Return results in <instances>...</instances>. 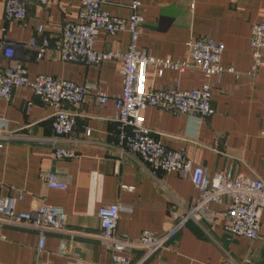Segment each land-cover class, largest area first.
<instances>
[{
    "label": "crops",
    "instance_id": "1",
    "mask_svg": "<svg viewBox=\"0 0 264 264\" xmlns=\"http://www.w3.org/2000/svg\"><path fill=\"white\" fill-rule=\"evenodd\" d=\"M130 2L105 0L103 9L125 18L130 14ZM80 7L81 0H50L46 5L29 0L26 18L17 21L5 19L0 0V65L7 64L1 43L5 39L17 45V56L31 78L46 74L97 86L82 103L63 105L75 115L76 126L58 141L52 128L53 109L30 88L16 89L9 101L0 99V128L6 136L0 149V198L24 192V200L18 204L22 211L42 202L60 206L67 214V229L78 232L47 233L40 252L37 231L0 224L6 237L0 243V264H111L110 252L97 238L101 231L97 211L102 205L122 206L117 230L137 238L143 230L157 234L169 230L174 216L183 220L199 196L189 180L154 171L136 155L118 148L120 127L113 98L123 88L121 62L85 65L60 60L59 27L78 21ZM142 15L139 46L150 55L184 60L187 42L207 35L225 47L222 66L235 70L226 72L214 89L211 116L149 107L142 112L145 126L167 148L183 152L195 165L212 173L232 168L235 177L256 176L264 181V138L260 135L264 130V68L250 73L252 25L264 21V0H143ZM39 26L44 27L41 33ZM45 37L50 46L38 59L36 49L28 43L33 38L40 43ZM129 40L127 32L102 31L96 49L126 51ZM176 81L181 89H193L201 86L204 76L192 68L166 70L158 76L156 69L149 67L145 89L168 88ZM100 91L109 97L105 104L98 102ZM59 147L75 150L76 157L56 159L54 151ZM47 169L64 178L69 188L44 186L40 175ZM228 205V198L214 205L219 214L214 224L186 220L167 248L144 264H220L225 257L238 264H264V212L259 239L229 240L223 216ZM142 254L134 252L132 263Z\"/></svg>",
    "mask_w": 264,
    "mask_h": 264
},
{
    "label": "built area",
    "instance_id": "2",
    "mask_svg": "<svg viewBox=\"0 0 264 264\" xmlns=\"http://www.w3.org/2000/svg\"><path fill=\"white\" fill-rule=\"evenodd\" d=\"M46 5L50 0H33ZM142 1L131 0L130 14L125 18L113 16L103 9L105 0H81L78 21L64 22L60 27V39L57 46L60 60L85 65L100 64L107 60H116L122 64L123 88L114 96L116 121L119 123L118 148L136 155L154 171L174 173L189 180L198 190L199 196L185 212L183 220L174 216V225L163 234L143 230L139 237L132 238L118 232V220L124 210L119 204L102 205L97 215L101 231L97 235L102 245L111 254V264H133L132 254L142 251V257L135 264H144L151 257L167 248V244L181 230L186 220L206 221L214 224L218 213L214 205L223 199H229L224 212L225 232L229 240L260 238L261 216L264 212V181L256 176H233L230 168L227 172L212 173L208 168L195 165L183 152L167 148L157 139L152 130L144 124L142 112L149 107L180 115L197 113L203 117L214 113L212 94L222 83L226 72H235L234 68L222 66L224 45L210 36L204 35L187 42V56L184 60L156 58L147 50L140 48L139 39L143 29ZM29 0H3L6 20L23 21L28 14ZM193 6V5H192ZM5 31V28L3 29ZM44 30L39 26L38 32ZM102 31L108 34L127 32L130 36L126 51L96 49L98 37ZM2 55L6 65H0V99L9 101L18 88H30L47 106L53 109L52 128L54 140L66 138L75 129L76 117L66 111L64 104L78 105L97 86L78 85L72 81L52 75L39 74L31 78L28 69L17 56V45L5 39L1 41ZM28 46L35 48L37 58L44 56L50 46V40L43 38L38 43L30 40ZM252 63L250 73L264 68V21L254 23L251 32ZM149 67L156 69L162 76L166 70L182 72L186 69H198L204 76V82L198 88L181 89L179 82L168 88L147 91L145 77ZM98 102L105 104L108 95L98 92ZM31 105V102H29ZM1 120V118H0ZM90 134V131H87ZM264 138V130L260 132ZM6 139L0 128V149ZM58 160L76 157V152L68 148H55ZM40 179L47 188L67 190L68 182L52 170H43ZM128 189L132 190L131 187ZM24 200V192L6 195L0 198V224L35 230L38 233V251H43L47 233L77 235L78 232L67 229V214L56 205L42 202L29 211L18 209ZM0 228V243L5 240ZM220 264H238L225 257Z\"/></svg>",
    "mask_w": 264,
    "mask_h": 264
}]
</instances>
